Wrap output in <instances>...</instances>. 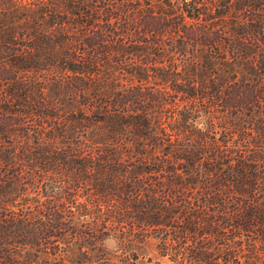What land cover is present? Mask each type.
I'll use <instances>...</instances> for the list:
<instances>
[{
  "label": "trees",
  "instance_id": "1",
  "mask_svg": "<svg viewBox=\"0 0 264 264\" xmlns=\"http://www.w3.org/2000/svg\"><path fill=\"white\" fill-rule=\"evenodd\" d=\"M147 242L264 264V0H0V264Z\"/></svg>",
  "mask_w": 264,
  "mask_h": 264
},
{
  "label": "rangeland",
  "instance_id": "2",
  "mask_svg": "<svg viewBox=\"0 0 264 264\" xmlns=\"http://www.w3.org/2000/svg\"><path fill=\"white\" fill-rule=\"evenodd\" d=\"M140 251V249H139ZM140 257L137 260L136 264H147L148 262L145 260L148 255H151L152 258L158 260V264H175L171 260H169L165 255L159 256L155 251L154 245L152 243H145L141 248Z\"/></svg>",
  "mask_w": 264,
  "mask_h": 264
}]
</instances>
